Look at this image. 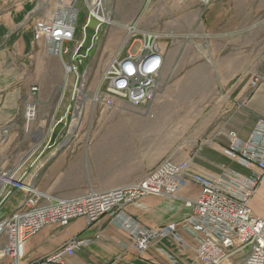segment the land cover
Masks as SVG:
<instances>
[{
  "label": "rangeland",
  "instance_id": "374dc122",
  "mask_svg": "<svg viewBox=\"0 0 264 264\" xmlns=\"http://www.w3.org/2000/svg\"><path fill=\"white\" fill-rule=\"evenodd\" d=\"M84 1V13L89 15L93 0ZM84 1L79 0L80 7ZM131 5L139 9L131 11ZM102 9L113 22L103 21L95 51L77 64L78 75L64 71L67 94L60 105L36 104L35 118L18 123L0 142L8 147L4 171L15 172L16 177L26 169L24 180L36 179L51 166L53 160L47 158L54 148L70 146L71 162L84 165L94 190L138 181L167 158L189 160L194 172L217 173L221 164L231 161L222 152L229 145V133L245 135L262 116L259 111L264 112V10L217 9L192 0H102ZM135 12V17L122 16ZM123 19L131 23L123 25ZM84 23L80 15L78 41ZM127 26L160 34L163 76L149 105L132 108L125 100H116V107L107 109L96 101L106 88L105 83L101 86L102 72L112 55H124L138 45L127 40ZM65 46L69 53L63 59L69 64L72 44ZM60 119L64 127L49 146L52 127ZM25 127L28 133L23 136L20 131ZM43 134L42 146L50 148L41 164L21 165V154H32ZM226 166L244 171L238 165ZM25 195L16 190L2 206V214H11ZM252 205L264 217V199L257 196Z\"/></svg>",
  "mask_w": 264,
  "mask_h": 264
},
{
  "label": "built area",
  "instance_id": "2783aa9c",
  "mask_svg": "<svg viewBox=\"0 0 264 264\" xmlns=\"http://www.w3.org/2000/svg\"><path fill=\"white\" fill-rule=\"evenodd\" d=\"M76 2L68 0L48 18L36 21L34 31L44 39L47 53L60 58L69 53L65 44L71 43L70 62H62V65L65 72L78 75L77 64L83 57L75 56L80 44L75 37ZM127 29V40L132 38L138 45L136 49L126 50L124 55L117 52L102 72L101 86L105 83L106 88L96 101L107 109L116 107V100H125L132 108H143L153 101L158 91L164 63L158 43L161 36L134 26ZM35 116L36 105L30 101L25 107V121H32ZM9 131L8 126L0 127V142ZM222 152L250 173H242L226 164H221L217 173L194 172L189 160L167 158L151 167L138 181L105 190L91 189L79 196L50 197L35 189L33 178L24 180L26 169L16 177L15 172H5L9 189L0 204L14 190H23L26 195L16 210L0 219V264H22L26 240L45 226H64L77 217L85 218L89 224L106 214L129 228L138 253L165 237L186 245L177 231L180 226L196 237L194 251L202 264H264V218L255 215L249 205L256 188L264 181V119L255 123L245 139L230 132L229 145L223 147ZM252 167L258 171H253ZM189 181L198 185L199 193L195 199L184 200L190 213L178 222L139 228L132 218L122 214L126 205L148 195L175 197ZM85 243L86 240L72 237L53 253L28 264L62 263L65 256Z\"/></svg>",
  "mask_w": 264,
  "mask_h": 264
},
{
  "label": "crops",
  "instance_id": "0c3cea01",
  "mask_svg": "<svg viewBox=\"0 0 264 264\" xmlns=\"http://www.w3.org/2000/svg\"><path fill=\"white\" fill-rule=\"evenodd\" d=\"M192 1L202 4L209 3L217 9L264 10V0ZM67 2L68 0H0V127L8 126L9 132L18 127V123H25L24 112L28 102L33 101L35 105L58 106L67 94V87L63 88L65 70L62 65V62H67L63 56L60 58L47 53L44 39L36 35L34 31L36 21L48 18L52 11L59 6H64ZM234 3L241 5L234 6ZM84 7L86 8L85 1L83 7L79 6V0L75 3L77 11L75 37L78 33L77 22L80 15L84 17L85 23L88 18V13H84ZM129 9L137 11L139 6L131 5ZM135 15L136 12L122 16L131 18ZM120 21L123 25L131 23L130 20L125 19ZM102 24L87 55L95 51V42L101 35L99 32ZM162 76L163 66L159 83ZM34 87L35 89H33ZM259 112L262 115L259 119H264V112ZM39 127L40 125L35 126L34 131L31 132H35ZM252 128L251 124L245 135L240 138H247ZM20 133L25 136L28 133L27 128L25 127ZM44 135L41 136L38 143L33 144L34 152L32 154L36 153V156L32 161L29 162L31 153L24 151L21 154L19 159L21 165L41 164L43 156L50 148L42 146L45 142ZM7 148L0 143V164L2 167L0 199L9 189L4 175L6 171L3 169L4 164L8 163V157L5 156ZM70 148L67 146L64 150H60L58 147L53 149L47 158L53 160L51 166L41 171L37 177L35 175L36 179H32L35 189L50 197L79 196L91 190L89 173L85 170L84 165H73ZM226 165L238 164L231 159L226 162ZM252 169L258 171L255 167ZM240 172L250 173L248 170ZM15 191H12L10 196L0 204V219L10 215H3L1 208ZM19 192L24 191L19 190ZM198 193V185L189 181L177 192L175 197L148 195L137 203L126 205L122 214L132 218L139 228L157 227L169 222H178L190 213V209L183 204L184 200L195 199ZM257 196L264 199V181L258 185L249 200L253 213L262 217L252 205V201ZM17 203V200L13 202L12 207L18 205ZM177 231L186 245L165 237L153 243L143 253H138L133 247V238L129 228L121 226L112 215L106 214L89 224L85 218L77 217L64 226L58 224L45 226L27 239L21 263L28 264L41 259L53 253L70 238L78 237L86 240V243L76 249L73 254L65 256L62 263L47 264H202L194 251L197 244L196 237L180 226L177 227ZM4 239L5 237L2 236L1 240ZM2 261L6 262L7 260L3 259Z\"/></svg>",
  "mask_w": 264,
  "mask_h": 264
},
{
  "label": "water",
  "instance_id": "95a60500",
  "mask_svg": "<svg viewBox=\"0 0 264 264\" xmlns=\"http://www.w3.org/2000/svg\"><path fill=\"white\" fill-rule=\"evenodd\" d=\"M102 23L103 21L97 19L91 12L89 13L87 21L83 26L82 39L80 41V44L75 50V56H81V57L87 56V53L89 49L92 47L94 38ZM63 127H64V122L61 119L54 124L48 139L49 146L55 144L56 138Z\"/></svg>",
  "mask_w": 264,
  "mask_h": 264
},
{
  "label": "bare ground",
  "instance_id": "6f19581e",
  "mask_svg": "<svg viewBox=\"0 0 264 264\" xmlns=\"http://www.w3.org/2000/svg\"><path fill=\"white\" fill-rule=\"evenodd\" d=\"M90 12L99 20L105 22H113L109 14L104 13L102 9V0H93L90 3ZM63 121V119H61Z\"/></svg>",
  "mask_w": 264,
  "mask_h": 264
}]
</instances>
